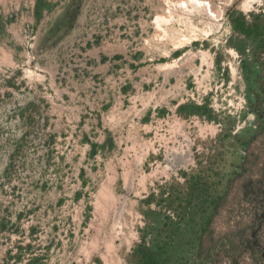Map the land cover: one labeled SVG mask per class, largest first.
I'll return each mask as SVG.
<instances>
[{"label":"rangeland","instance_id":"1","mask_svg":"<svg viewBox=\"0 0 264 264\" xmlns=\"http://www.w3.org/2000/svg\"><path fill=\"white\" fill-rule=\"evenodd\" d=\"M251 1L42 0L48 19L13 46L34 62L0 59V264H136L142 231L184 211L188 264H264V0ZM65 69L83 121L44 122V84L25 83ZM135 82L179 97L143 117Z\"/></svg>","mask_w":264,"mask_h":264},{"label":"crops","instance_id":"2","mask_svg":"<svg viewBox=\"0 0 264 264\" xmlns=\"http://www.w3.org/2000/svg\"><path fill=\"white\" fill-rule=\"evenodd\" d=\"M41 2L42 0H0V59L7 57L12 59L13 64L16 65L17 58H19V56H23L27 58V63L31 64L34 62L35 55L33 53L31 54L28 49L26 52L25 48H23V51L18 54L14 50L13 46L14 41L23 40V38L34 40V33L36 32L35 28L43 25L45 20L48 19L50 11L49 9L46 10ZM95 51L96 50L91 51V57L99 56L98 53L95 54ZM4 66L6 65L1 62L0 67L2 68ZM149 69V67H145L142 71H149ZM34 70L36 73L37 68L35 67ZM38 70L44 73L43 78L48 77L47 68H38ZM51 78L52 74L49 75V80L47 82H36V80L31 79V81L29 80L25 83L44 84L42 120L44 122H51L53 117H56V121L60 123H67L68 121H74L69 119L70 115L68 112H75V121L82 122L84 106L81 102V95L79 96L78 91L76 90V92H72L69 96L68 88L62 85L69 84L66 69L64 72L61 70L58 80L52 81ZM46 84H50V88H48ZM51 84H60L59 88L56 89L59 91L57 102H53L54 97L51 93L53 90ZM74 84H78V82H75ZM145 86L146 84L135 82V84H132L133 89H131L128 94L130 99H132V105L129 106V108H131L130 111L133 113L143 111V117H153L155 114H158L157 109L172 106L174 104V100L179 97L178 94L175 93V86L173 85H170L169 87H166L164 84L154 85L148 90L145 89ZM33 92H35L34 86ZM36 98L37 97L35 95H32L28 99V105H34L33 102H35ZM178 105H180V103L175 104L177 107ZM53 107L59 110L58 114L53 115Z\"/></svg>","mask_w":264,"mask_h":264},{"label":"trees","instance_id":"3","mask_svg":"<svg viewBox=\"0 0 264 264\" xmlns=\"http://www.w3.org/2000/svg\"><path fill=\"white\" fill-rule=\"evenodd\" d=\"M165 203L169 204L168 201ZM180 208L184 211L190 209V206ZM184 212L176 219L169 215L165 216L163 228L155 229L148 226L142 231L141 242L133 251L136 264H188L189 258L182 254L178 246V238L182 235L179 229L186 219ZM165 227L169 230H164Z\"/></svg>","mask_w":264,"mask_h":264},{"label":"built area","instance_id":"4","mask_svg":"<svg viewBox=\"0 0 264 264\" xmlns=\"http://www.w3.org/2000/svg\"><path fill=\"white\" fill-rule=\"evenodd\" d=\"M251 3H252V5H256L258 2H257V0H253V1H251Z\"/></svg>","mask_w":264,"mask_h":264}]
</instances>
